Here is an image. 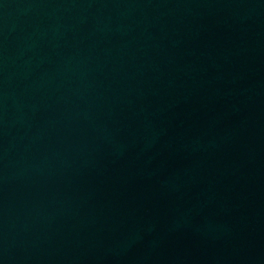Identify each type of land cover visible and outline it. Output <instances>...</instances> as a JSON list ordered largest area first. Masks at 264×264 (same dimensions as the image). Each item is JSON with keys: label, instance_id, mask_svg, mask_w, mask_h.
Masks as SVG:
<instances>
[{"label": "water", "instance_id": "water-1", "mask_svg": "<svg viewBox=\"0 0 264 264\" xmlns=\"http://www.w3.org/2000/svg\"><path fill=\"white\" fill-rule=\"evenodd\" d=\"M0 264H264V0H0Z\"/></svg>", "mask_w": 264, "mask_h": 264}]
</instances>
